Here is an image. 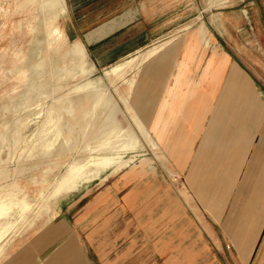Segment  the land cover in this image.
I'll use <instances>...</instances> for the list:
<instances>
[{
    "label": "rangeland",
    "instance_id": "rangeland-1",
    "mask_svg": "<svg viewBox=\"0 0 264 264\" xmlns=\"http://www.w3.org/2000/svg\"><path fill=\"white\" fill-rule=\"evenodd\" d=\"M56 1L0 0V211L3 216L0 264H23L28 259L42 264L55 251V243L40 248L44 242L38 237L52 226H56L57 235L63 228L61 225L66 226L67 235L85 250L88 264H163V256L154 253L152 243L164 233L166 213L171 214L165 212L166 205L174 216L182 194L187 203L192 205L194 200L185 188L182 174L186 171L182 172L180 164L171 162L166 151L167 144L177 145L181 139L180 100L166 99L164 87L167 82V87L171 86L172 79H155L154 65L150 79L149 58L143 64L148 70L146 74L141 73L142 67L135 78L137 82L141 79L138 83L145 88L127 94L124 83L118 82V92L127 96V104L113 86L108 99L116 103L121 123L130 124L133 113L142 118L140 112H147L144 121L157 147L151 149L141 142L134 150L122 153L123 163L117 169L107 167L74 191L62 193L63 197L56 202V217L42 227L35 219L32 227L38 206L43 204L44 208L53 201V186L65 168L101 152L97 143L104 138L102 132L107 124H101L107 109L103 110L97 98L90 97L84 102L85 84L101 81L105 86L104 71L113 65L154 44L178 41V35L160 36L138 51L102 63L97 58L101 53L95 56L80 32L85 23L90 26L99 20L102 4L98 0H59L64 9L56 15L55 24L63 35L47 36L49 16L56 12ZM229 1L205 0L204 9L209 11ZM73 41L83 45L90 70L81 58L75 59L68 52ZM161 52L163 55L164 50ZM126 76L129 78L131 74ZM77 99L81 103L68 109ZM149 101V106L141 108ZM163 103L171 104L173 110ZM159 117L165 122L159 123ZM162 131L166 135L159 139L157 132ZM134 137L140 138L137 133ZM51 141L54 142L51 147L42 146ZM224 199L228 197H220ZM127 203L132 208L122 211L121 205ZM135 215L142 221L150 217L152 222V234L144 242L141 228V233L137 232L138 240L132 239L134 230L138 229ZM222 215L225 216L222 220L228 219L227 212ZM40 219L43 222L44 218ZM229 221V226L223 229L237 232L235 221ZM126 225L129 234L124 235ZM223 229L220 228L221 239L225 240L223 248L229 247L232 256L222 258L223 263L264 264V233L253 245H235L249 255L241 261Z\"/></svg>",
    "mask_w": 264,
    "mask_h": 264
},
{
    "label": "crops",
    "instance_id": "crops-1",
    "mask_svg": "<svg viewBox=\"0 0 264 264\" xmlns=\"http://www.w3.org/2000/svg\"><path fill=\"white\" fill-rule=\"evenodd\" d=\"M98 2L102 4L99 20L90 26L85 23L80 32L95 56L101 53L97 58L102 63L138 51L157 37L178 35V41H165L149 56V76L154 65L155 79H172L171 86L167 82L164 87L166 99L180 100L181 139L177 145L167 144L166 151L171 162L186 171L182 177L194 202L187 203L182 194L174 216L166 205L165 212L171 214L166 213L163 235L153 240L154 253L163 256V264H227L222 258H232L231 250L223 248L220 228L233 219L237 232L223 231L237 258L245 261L247 251L235 245H253L264 233V0H231L209 11L204 9L205 0ZM167 104L163 106L172 111ZM158 122L165 120L159 117ZM158 133L159 139L166 135V131ZM150 139L153 147L140 137L133 150L141 142L155 149L157 144ZM96 154L68 165L57 178L53 201L41 206L35 218L40 227L56 217L62 193L123 163L122 155L112 160ZM225 196L227 202L220 200ZM132 206L122 204V211ZM225 212L228 221L222 220ZM133 219L138 229L132 239L136 242L142 230L144 242L152 234L150 217ZM31 223L34 227L35 220ZM61 226L57 235L52 226L38 237L44 242L40 248L55 243V251L42 264H88L85 250ZM128 227L124 235L129 234ZM23 264L36 263L28 259Z\"/></svg>",
    "mask_w": 264,
    "mask_h": 264
},
{
    "label": "bare ground",
    "instance_id": "bare-ground-1",
    "mask_svg": "<svg viewBox=\"0 0 264 264\" xmlns=\"http://www.w3.org/2000/svg\"><path fill=\"white\" fill-rule=\"evenodd\" d=\"M203 3V2H202ZM56 12L49 16V23L47 25L48 29V35L50 34H56L58 37H62V30L59 26L55 24V18L58 12L63 11V4L58 0L56 1ZM162 43L155 44L149 48H146L142 52H136L135 54L127 57L120 63H117L113 65L110 69L104 71V83L101 84V81L96 82H88L83 87V92L85 95L82 96L84 99V102H87L90 97L97 98L99 101V105L102 106L103 110L106 108L107 112L104 118V121L101 125H106L103 129L102 134L104 135V138L98 141L97 147L98 150L101 151L100 153L106 154L112 158V160L117 159L119 156L122 155V153L133 150L134 145L136 144V139L134 137L135 133H137V136L141 137L143 140H145L147 143H149L152 147L154 144L151 142L150 134L147 129V125L144 121V118H146L147 112H140V115L142 118L138 117L137 114L133 113L131 114V117L129 118L130 124L121 123V118L118 115V109L115 102H111L108 98L111 95V88L114 87L113 90L118 92V82L124 83L125 91L127 94L134 91L138 93V88H145L141 87V83H138L136 81V75L139 72V70L142 69L143 64L148 60L149 56L153 54L155 51H157ZM68 52L70 53L73 58H81L85 65L88 67V69H91V66L88 65V58L86 53L83 51L82 46L77 42L73 41L71 46L69 47ZM146 69L143 67L141 70V73L144 75L147 72ZM131 74V77L127 78V74ZM141 82V81H140ZM75 92V91H72ZM121 96L120 92H118ZM143 95V93L140 94V97ZM109 96V97H108ZM80 97V96H79ZM77 97L80 101V99ZM142 98V97H141ZM77 99V100H78ZM76 101L75 104H72V106L68 107V109L74 108L76 105H78L79 102ZM123 103L127 104V96L124 95L122 97ZM102 102V104H100ZM72 103V102H71ZM134 103L137 105L136 100H134ZM150 101L147 105H142L141 108H146V106H149ZM98 105V106H99ZM97 106V107H98ZM139 107V106H138ZM102 110V111H103ZM135 127V128H134ZM58 138V136H56ZM54 140V139H53ZM55 141V140H54ZM54 143V142H53ZM52 141L48 142L47 144H43L42 146L47 149L52 146ZM58 155V154H57ZM83 166V165H82ZM43 206V204L38 206V209L36 211L35 218L37 219L38 215H40V207ZM35 218L33 220H35ZM3 219V216L0 211V221Z\"/></svg>",
    "mask_w": 264,
    "mask_h": 264
}]
</instances>
